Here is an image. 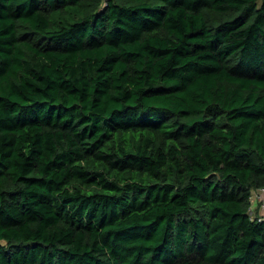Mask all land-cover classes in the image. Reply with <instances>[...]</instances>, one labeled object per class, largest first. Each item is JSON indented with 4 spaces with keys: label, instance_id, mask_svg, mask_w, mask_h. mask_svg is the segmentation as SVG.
<instances>
[{
    "label": "trees",
    "instance_id": "obj_1",
    "mask_svg": "<svg viewBox=\"0 0 264 264\" xmlns=\"http://www.w3.org/2000/svg\"><path fill=\"white\" fill-rule=\"evenodd\" d=\"M264 0H0V264H264Z\"/></svg>",
    "mask_w": 264,
    "mask_h": 264
},
{
    "label": "rangeland",
    "instance_id": "obj_2",
    "mask_svg": "<svg viewBox=\"0 0 264 264\" xmlns=\"http://www.w3.org/2000/svg\"><path fill=\"white\" fill-rule=\"evenodd\" d=\"M263 198H264V191H254L253 192V199L254 203L252 204L251 208V214L253 216L260 215L261 213H264V206H263Z\"/></svg>",
    "mask_w": 264,
    "mask_h": 264
},
{
    "label": "built area",
    "instance_id": "obj_3",
    "mask_svg": "<svg viewBox=\"0 0 264 264\" xmlns=\"http://www.w3.org/2000/svg\"><path fill=\"white\" fill-rule=\"evenodd\" d=\"M261 190H263V191H264V189H261ZM257 191H260V190H257ZM252 203H254L253 196H252ZM263 203H264V198H263ZM263 206H264V204H263Z\"/></svg>",
    "mask_w": 264,
    "mask_h": 264
},
{
    "label": "crops",
    "instance_id": "obj_4",
    "mask_svg": "<svg viewBox=\"0 0 264 264\" xmlns=\"http://www.w3.org/2000/svg\"><path fill=\"white\" fill-rule=\"evenodd\" d=\"M260 215L264 217V213H261Z\"/></svg>",
    "mask_w": 264,
    "mask_h": 264
}]
</instances>
